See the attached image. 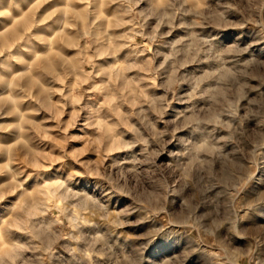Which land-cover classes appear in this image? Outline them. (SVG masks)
Instances as JSON below:
<instances>
[{"label":"rangeland","instance_id":"1","mask_svg":"<svg viewBox=\"0 0 264 264\" xmlns=\"http://www.w3.org/2000/svg\"><path fill=\"white\" fill-rule=\"evenodd\" d=\"M0 264H264V0H0Z\"/></svg>","mask_w":264,"mask_h":264},{"label":"bare ground","instance_id":"2","mask_svg":"<svg viewBox=\"0 0 264 264\" xmlns=\"http://www.w3.org/2000/svg\"><path fill=\"white\" fill-rule=\"evenodd\" d=\"M43 203H44V202H43ZM30 208H31V207H30ZM30 208H29V209H30ZM37 211H40V210H39V206H38V204L35 205V206H33V207L31 208V210H30L29 213L34 215V214H36Z\"/></svg>","mask_w":264,"mask_h":264}]
</instances>
